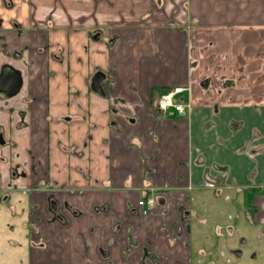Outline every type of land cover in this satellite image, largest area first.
<instances>
[{"label": "crops", "instance_id": "crops-1", "mask_svg": "<svg viewBox=\"0 0 264 264\" xmlns=\"http://www.w3.org/2000/svg\"><path fill=\"white\" fill-rule=\"evenodd\" d=\"M6 65L23 84L0 94V217L20 208L26 236L5 234L9 257L200 264L207 192L264 199V0H0ZM175 87L185 114L163 117Z\"/></svg>", "mask_w": 264, "mask_h": 264}, {"label": "rangeland", "instance_id": "rangeland-1", "mask_svg": "<svg viewBox=\"0 0 264 264\" xmlns=\"http://www.w3.org/2000/svg\"><path fill=\"white\" fill-rule=\"evenodd\" d=\"M202 210L204 215L202 221L198 222L196 231L201 232V235L194 232L192 243L195 247L199 246L204 252L206 251L200 264H264V238L259 236V230L262 228L260 211L264 214V199L260 198L253 203L251 198L245 199L243 193L229 192L227 196L222 195L218 198L213 192H207ZM6 212H10V209H6ZM16 212V216L13 214L11 219L8 213L7 217L4 215L0 217V264H25V251L19 250L17 253L14 251L13 256L9 257V251L4 246L12 238L5 236L10 231L13 233V239L19 244L25 243L22 210L19 208ZM7 223L12 229L6 227ZM219 232L223 239H220V245L216 248V233ZM227 232H233V236H228ZM240 235L247 241L240 249L241 256L230 254L223 249L224 238H232V246H239Z\"/></svg>", "mask_w": 264, "mask_h": 264}, {"label": "built area", "instance_id": "built-area-1", "mask_svg": "<svg viewBox=\"0 0 264 264\" xmlns=\"http://www.w3.org/2000/svg\"><path fill=\"white\" fill-rule=\"evenodd\" d=\"M183 92V88L175 87L162 92L157 95L156 107L159 114L166 117L169 114L177 113L184 115L186 108L180 101L178 95ZM138 207L141 209L143 215H147L155 207V200L152 196L144 197L138 202Z\"/></svg>", "mask_w": 264, "mask_h": 264}, {"label": "water", "instance_id": "water-1", "mask_svg": "<svg viewBox=\"0 0 264 264\" xmlns=\"http://www.w3.org/2000/svg\"><path fill=\"white\" fill-rule=\"evenodd\" d=\"M104 79V74L100 72L94 76L91 84V88L94 93L104 95L101 86ZM21 87L22 76L20 72L10 66H6L4 68L3 74L0 76V91L5 92V94L9 97H12L20 91ZM0 143L2 144L3 141L0 140Z\"/></svg>", "mask_w": 264, "mask_h": 264}, {"label": "flooded vegetation", "instance_id": "flooded-vegetation-1", "mask_svg": "<svg viewBox=\"0 0 264 264\" xmlns=\"http://www.w3.org/2000/svg\"><path fill=\"white\" fill-rule=\"evenodd\" d=\"M6 66H9V65H6ZM5 66V67H6ZM4 67V68H5ZM11 67V66H10ZM13 68V67H12ZM16 70V69H15ZM18 71V70H17ZM3 72H4V69H3ZM20 74H21V72H20ZM1 76V75H0ZM22 76V75H21ZM22 84H23V82H22ZM21 89H22V87H21ZM21 89H20V91H21ZM19 91V92H20ZM18 92V93H19ZM17 93V94H18ZM0 94H5V92H3V91H0ZM6 95V94H5ZM7 96V95H6ZM15 96V95H14ZM7 97H9V96H7ZM13 97V96H12ZM4 136H3V134L2 133H0V140H2L3 141V143H4V138H3ZM2 143V144H3ZM1 144V143H0ZM2 189V184H1V179H0V190ZM152 193V192H151ZM148 196H152L153 198H154V200H155V207H154V209H152L147 215H143L142 213H141V215H142V217H147L150 213H152L154 210H155V208H156V199H155V197H154V195H152V194H147L146 193V195L144 196V197H148ZM143 197V198H144ZM1 198H5L4 196H2ZM141 210V209H140ZM231 233V234H230ZM230 233H228L227 232V235L228 236H230V237H232L233 236V232H230ZM216 236H217V239H216V241H217V244H216V248H217V245H220V243H219V241H220V239H223V236L220 234V232L219 233H216ZM224 238V242L222 243V246H223V249H225V250H227L230 254H233V255H237V256H241L242 255V253H241V251H240V249H242L241 247L243 246V245H245L246 243H247V241H245L244 239H242V236L240 235L238 238H239V246L237 245V246H232V242H231V239L232 238Z\"/></svg>", "mask_w": 264, "mask_h": 264}]
</instances>
